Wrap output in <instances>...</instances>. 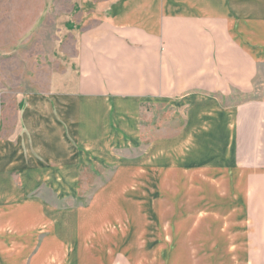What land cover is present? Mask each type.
<instances>
[{
    "label": "crops",
    "instance_id": "crops-1",
    "mask_svg": "<svg viewBox=\"0 0 264 264\" xmlns=\"http://www.w3.org/2000/svg\"><path fill=\"white\" fill-rule=\"evenodd\" d=\"M64 33L0 141V264H264V0H76Z\"/></svg>",
    "mask_w": 264,
    "mask_h": 264
},
{
    "label": "rangeland",
    "instance_id": "rangeland-1",
    "mask_svg": "<svg viewBox=\"0 0 264 264\" xmlns=\"http://www.w3.org/2000/svg\"><path fill=\"white\" fill-rule=\"evenodd\" d=\"M75 2L76 0H0V141L15 137L19 131L21 97L47 89L50 73L56 67L55 61L59 60L60 52L69 41L64 29L65 23L73 14ZM243 100L245 98L235 99L236 102ZM151 113L153 116H143V128L146 131L141 132V147H130L124 153L126 159L131 160V167H137L138 171H150L146 168H153V158L147 154L149 141L172 134L148 131L154 129V125L159 128L164 124L172 110L163 105L153 107ZM179 118L180 116L176 119ZM139 153L143 155V160L135 163L133 159L138 158ZM116 166L81 168L79 206L86 204L92 190L106 182ZM84 173H92L93 177L85 179ZM114 198L116 199V193Z\"/></svg>",
    "mask_w": 264,
    "mask_h": 264
}]
</instances>
